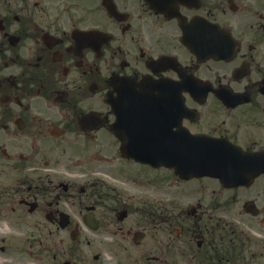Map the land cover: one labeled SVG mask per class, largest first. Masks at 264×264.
<instances>
[{
  "label": "flooded vegetation",
  "instance_id": "flooded-vegetation-1",
  "mask_svg": "<svg viewBox=\"0 0 264 264\" xmlns=\"http://www.w3.org/2000/svg\"><path fill=\"white\" fill-rule=\"evenodd\" d=\"M89 258L264 264V0H0V264Z\"/></svg>",
  "mask_w": 264,
  "mask_h": 264
},
{
  "label": "rangeland",
  "instance_id": "rangeland-1",
  "mask_svg": "<svg viewBox=\"0 0 264 264\" xmlns=\"http://www.w3.org/2000/svg\"><path fill=\"white\" fill-rule=\"evenodd\" d=\"M75 180H77V181H79V182H81V180L83 179L82 177H75L74 178ZM57 241V240H56ZM91 260V262H88V263H85V264H93V262H92V258H89V261Z\"/></svg>",
  "mask_w": 264,
  "mask_h": 264
},
{
  "label": "water",
  "instance_id": "water-1",
  "mask_svg": "<svg viewBox=\"0 0 264 264\" xmlns=\"http://www.w3.org/2000/svg\"><path fill=\"white\" fill-rule=\"evenodd\" d=\"M152 87V85H150V86H146L145 87V89L147 90V89H150ZM141 90V89H140ZM141 93H139V95H140ZM125 133V132H124ZM123 146H125V145H123ZM136 158H138L139 156H140V154H138V155H134ZM140 159L142 160V158L140 157Z\"/></svg>",
  "mask_w": 264,
  "mask_h": 264
}]
</instances>
